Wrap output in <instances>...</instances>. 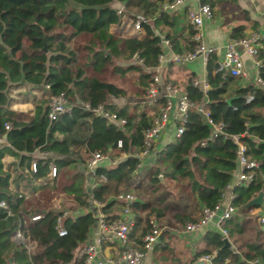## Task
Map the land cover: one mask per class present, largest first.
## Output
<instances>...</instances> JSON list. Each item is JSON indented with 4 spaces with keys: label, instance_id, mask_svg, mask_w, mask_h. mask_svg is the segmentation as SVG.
<instances>
[{
    "label": "trees",
    "instance_id": "obj_1",
    "mask_svg": "<svg viewBox=\"0 0 264 264\" xmlns=\"http://www.w3.org/2000/svg\"><path fill=\"white\" fill-rule=\"evenodd\" d=\"M113 1L123 3L125 9L136 7L139 14L152 17V22L142 23L134 31L133 15H117ZM163 1L168 0H0V137L5 135L0 143V200L9 211L7 214L0 207V264L10 260L17 264H83L75 250L95 227L92 201L99 203V212L111 221L121 209V202L114 199L118 193L134 196L129 204L132 225L127 246L140 248V237L151 228L149 217L160 230L159 238L170 226L182 228L186 222L196 221L201 207H211L221 200L238 170L237 144L228 136L209 138L210 127L195 109L204 101L209 117L221 121L226 134L238 135L246 159L257 162L249 183L233 187L231 203L237 208L259 191L264 193V88L253 82L230 88L236 78L227 71H214V55L204 66L208 89L203 92L192 86V77L185 82L192 106L181 134L158 148L152 145L142 158L136 156L142 149L144 130L163 103L158 98L151 106L140 105L154 74L151 69L161 53L160 40L167 39L174 51L179 50L180 41L187 50L194 44L190 30L179 41L181 35L164 29L175 18L157 10V4ZM201 2L211 8L218 0ZM246 34L242 24L229 31L231 39ZM70 40L74 42L73 50L67 45ZM259 42L264 48V37ZM77 50L82 53L80 61ZM255 58L259 61L257 77L264 83L262 48ZM112 76L120 81L128 79L132 91L112 81ZM21 82L48 85L49 96L63 92L69 111L48 121L47 108L41 102L35 104L32 116L20 119L18 113L8 109V89ZM129 94L135 96V102L122 106L110 102ZM247 95L250 99L245 101ZM77 102L89 108L101 105L124 123L119 127ZM139 105L141 111L136 112ZM4 124H8L7 129ZM34 148L45 150L47 155L36 160L35 171L31 172ZM107 148L110 156H125L113 165L97 166L91 174V187L85 188L84 175L78 169L71 170L70 165L74 169L75 164L84 167L90 153H105ZM5 154L14 157L7 166L2 163ZM146 156L150 160L144 161ZM49 163L55 167L51 178L46 177ZM59 193L64 195L59 209L51 208L49 200ZM259 207L250 206L242 210L241 216L234 214L223 220L231 246H223L218 232H203L199 239L202 244L188 264L211 250L215 251V264H246L249 260L264 264L260 221L264 197L262 211L249 214ZM76 209L86 211L62 218L65 233L57 235V217L64 210ZM34 214L40 216L31 220ZM16 230L35 241L32 253L27 254L11 240Z\"/></svg>",
    "mask_w": 264,
    "mask_h": 264
},
{
    "label": "built area",
    "instance_id": "obj_2",
    "mask_svg": "<svg viewBox=\"0 0 264 264\" xmlns=\"http://www.w3.org/2000/svg\"><path fill=\"white\" fill-rule=\"evenodd\" d=\"M189 1L195 2L194 8L186 9V19L191 28V39L193 41V47L191 49L182 50L180 52H172L170 50V44L167 39L160 40V46L164 45L169 49V57L164 58L162 53L157 56V63L166 60L176 64H185L194 59H199L202 65H205L208 57L214 55L216 66L214 71H227L228 74L234 78H240L242 80L247 79V72L244 68L243 61L240 53H243L253 64L255 69V75L253 82L259 87L264 88V83L257 77V67L259 61L255 58L257 50L262 48V55L264 56V48L259 42L260 36L256 31L247 33L244 37L237 39H229L222 46L207 45L202 41L201 26L204 20H209L212 17L211 8L207 3L201 2V0H168L159 4V11H173ZM123 6L115 8V13L119 15L123 12ZM152 21V17L144 16L136 13L131 20V27L134 31L138 30L142 23L149 24ZM214 63V64H215ZM192 86H196L205 91L208 89V84L204 78H192L190 81ZM249 83V82H248ZM247 84V83H245ZM43 88L47 91L48 85H43ZM46 102V117L48 121H54L58 115L66 113L70 109V104L63 92H58L55 95H47ZM162 98L163 103L158 108V114L151 125L143 132L142 149L136 153V156L142 158L148 150L151 149L155 140L163 130L166 122L171 118L176 126L174 127L173 136L177 137L183 130V122L185 120L187 110L192 106V103L187 99L186 92L183 89H179L169 81H161L157 74H153L151 82L148 85L145 93V99L149 102H154L156 99ZM250 99V95L245 97V101ZM205 102V101H204ZM203 103L195 106L196 111L201 113L205 122L210 127L209 138L213 139L218 135L228 136L237 144V174L234 180V186L245 185L249 183L253 175V169L257 167V162L254 160H248L244 156V145L238 142V135L226 134L223 131V124L221 121L212 120L207 111L205 110ZM85 109H89L93 114L105 117L108 122H112L115 125L122 127L124 120L117 118L114 113H108L104 111L101 105L89 108L86 103H80ZM8 128V124H4V129ZM204 142H201L203 144ZM118 146L120 143L118 142ZM33 151H39L40 156L47 155L45 150L34 148ZM124 153H119L117 156H110L109 148L105 153L94 151L90 153L89 158L86 160L84 170L90 174L94 169L106 163L113 165L121 157H124ZM36 160L31 159L29 163V170L35 171ZM55 173V167L53 163H49L46 177L51 178ZM229 186V185H228ZM227 188V187H226ZM225 188V189H226ZM233 197L232 192L223 201V194L221 200L212 205L211 207H201L200 217L194 222H186L183 227V232L197 231L203 228L207 224H211L213 229L218 232L222 237L227 238L226 230L222 227V222L225 219L230 218L235 214L236 207L231 203ZM114 199L121 202V209L117 213V217L111 221H106L102 213L99 212V203L92 201V205L95 207L93 215L96 219L94 227V236L92 240L83 243L75 250V256L81 258L83 264H143L145 253L151 249L152 245L156 242L159 235V228L152 219H148L151 224V228L145 232L140 239V248H133L127 246V234L132 225V216L129 211V204L134 200V196L131 193H118L114 196ZM61 198L50 199V207L59 209ZM0 207L7 210V205L3 200H0ZM85 209H76L73 212L70 210H64L62 215L57 217L55 223V229L57 235L61 236L65 233V230L61 224V219L70 216L72 214L84 213ZM7 214L9 211L7 210ZM40 215H32L31 220H36ZM261 223H264V216L260 218ZM11 240L20 244L27 254L32 253L35 248V241L30 240L28 237L22 236L18 230L12 233ZM116 242L120 247L119 253L115 256L104 257L100 254L99 245L103 241ZM215 251L212 250L208 253L198 255L191 261L190 264H215L213 258ZM7 264H17L15 261L10 260ZM246 264H260L255 260L246 261Z\"/></svg>",
    "mask_w": 264,
    "mask_h": 264
},
{
    "label": "crops",
    "instance_id": "obj_3",
    "mask_svg": "<svg viewBox=\"0 0 264 264\" xmlns=\"http://www.w3.org/2000/svg\"><path fill=\"white\" fill-rule=\"evenodd\" d=\"M223 1L225 3H228L229 5L230 4L233 5L234 9H232L231 13L228 14L226 13L225 15L222 16V11L218 9V6L221 3H223ZM159 4H157V10ZM111 5L115 9L120 6H123V3L118 1H113ZM195 6H196L195 2L189 1L188 3L184 4L183 6L173 11L163 12L158 10L159 12L172 14L175 18L174 20L172 19V24L170 25V27L168 28L165 26L164 29H169L173 34L181 35L179 41L182 38H185L188 34V31L189 30L191 31L190 25L188 24L186 19V9L194 8ZM211 11H212L211 19L204 20L201 26L202 41L207 45L222 46L227 40L230 39L229 37L230 29L236 25H241V24L245 25V33L256 31L259 34L260 38L264 37V0H218V3L211 7ZM233 15H235L236 17L240 16L241 17L240 19H242V21L234 22L233 24L227 25L228 22L226 23L225 19L233 18ZM151 22L152 21H150V23ZM224 25L225 26L227 25L228 28L224 29ZM253 25H256V27L252 28ZM182 44H183L182 41H180L178 51H174L171 48V45H170V50L172 52H180L182 50H186L183 48ZM161 53L164 58H168L170 51L164 45H161ZM240 56L243 61L244 68L247 72V79L242 80L240 78H236V80L231 82L230 88H234L235 86L238 85L241 86L245 83L253 81L254 79L255 69L253 64L245 55H243V53H240ZM204 66L205 65H202L199 59H194L185 64H176L164 60L156 64V66L151 70H153L154 74H157L159 76L162 82L169 81L179 89H183L185 87V82L187 81L188 78L205 77ZM14 90H19V91L15 92L14 95H11L9 92L10 91L13 92ZM47 95L48 93L43 88V85L33 86L24 82L18 84L13 83V85H11L8 89V96L10 99L8 103V109H10L15 113H18L20 119L26 120L27 117L33 115L35 104L37 103L40 104L41 99H46ZM135 101H136L135 96L129 94V96H127L125 99H120V100L118 99L117 101L111 99L110 102L122 106L125 103H133ZM43 103L44 104H40V105L45 106L46 103L45 102ZM140 103H141L140 105L146 103L149 106L153 104V102H149L145 98H142ZM146 110H148V108ZM174 123L175 122L171 118L166 122L163 130L161 131L158 138L155 140L153 144L154 148L160 147L161 145L170 141L173 138ZM1 142H4V138L2 136L0 137V143ZM32 155H33L32 159L35 160L42 157L40 156L39 151H32ZM13 160H14L13 156L9 154H5L2 158L3 166H7ZM143 160L148 161L150 160V157L146 156L144 157ZM77 169L81 171V173L84 175L85 188H90L91 174L86 172L84 170V167H82V165L80 164H75L74 170ZM236 174L237 173H234L230 185L227 186V188L223 192V201L228 196V194L232 192L233 184H234L233 182L236 178ZM9 187L11 189H14L12 184H9ZM19 189H21V187H19L18 190ZM52 198H61L62 200L64 198V195L59 193L57 196ZM256 210H258V208L251 209L249 211V214L256 215L257 212ZM149 218L152 219V217ZM183 227L174 228L170 226L167 228L166 233L162 234L160 238L158 236L156 242L152 245L151 249L145 253L143 264H188L190 256L193 255L196 249L202 244L199 239L203 234V232L207 230H214L211 224H207L203 228L197 231L184 233ZM93 236H94V227L92 228L90 234L88 235L86 242L92 240ZM99 247H100V254L101 256L104 257L115 256L116 254L119 253L120 250V247L116 242H110L107 240L103 241L99 245Z\"/></svg>",
    "mask_w": 264,
    "mask_h": 264
},
{
    "label": "rangeland",
    "instance_id": "obj_4",
    "mask_svg": "<svg viewBox=\"0 0 264 264\" xmlns=\"http://www.w3.org/2000/svg\"><path fill=\"white\" fill-rule=\"evenodd\" d=\"M124 9V14H127V13H129V14H131V15H134V14H136V13H140V11L136 8V7H129V8H127V9H125V8H123ZM218 9L220 10V11H222V16L223 15H225L226 13L228 14V13H231V11H232V9H234V6L233 5H229L228 3H225L224 1H223V3H221L219 6H218ZM241 17L240 16H238V17H236L235 15H233V18H227V19H225L226 21V23L228 22V24L227 25H229V24H233L234 22H239V21H242V19H240ZM225 22H224V24H225ZM225 26L224 25V29H227L228 28V26ZM67 45H68V47L69 48H72V50L74 49V42H73V40H70L68 43H67ZM75 53H76V58L80 61L82 58H81V55H82V53L81 52H79L78 50L77 51H75ZM111 80L112 81H114V82H118V83H122L123 85H125V87H126V89H127V91H129V92H131L132 91V86L130 85V81L128 80V79H126L125 81H120V79L119 78H117V77H114V76H112V78H111ZM19 90H14L13 92L12 91H10L9 93L11 94V95H14L15 94V92H18ZM24 91H26V90H24ZM48 98V97H47ZM47 98L46 99H41V101H40V103L41 104H44L43 102H47ZM144 98H145V96H144ZM118 99H116V101H117ZM120 100V99H119ZM46 106V105H45ZM135 110H136V112H140L141 111V106H137V108H135ZM70 169L71 170H74V167H72V165H70ZM54 197V196H53ZM257 212H256V214H259L261 211H262V205L258 208V210H256ZM179 242H180V240H179Z\"/></svg>",
    "mask_w": 264,
    "mask_h": 264
},
{
    "label": "water",
    "instance_id": "obj_5",
    "mask_svg": "<svg viewBox=\"0 0 264 264\" xmlns=\"http://www.w3.org/2000/svg\"><path fill=\"white\" fill-rule=\"evenodd\" d=\"M42 50L45 51V48L43 47ZM214 66H216V63L214 64ZM2 137L4 138L5 135H2ZM158 177L159 179H161L160 175ZM263 197H264L263 191H259L254 197H252L251 199H249L248 201L237 207L235 211V215L241 216L242 210L250 206H261L263 204ZM261 229L264 230V223L261 224ZM222 242H223V246H230V243L227 240V238L223 237Z\"/></svg>",
    "mask_w": 264,
    "mask_h": 264
}]
</instances>
